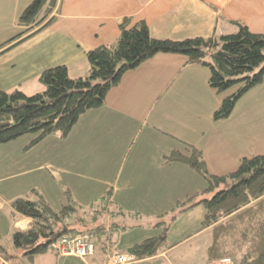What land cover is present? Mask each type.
I'll use <instances>...</instances> for the list:
<instances>
[{
	"label": "crops",
	"instance_id": "0c3cea01",
	"mask_svg": "<svg viewBox=\"0 0 264 264\" xmlns=\"http://www.w3.org/2000/svg\"><path fill=\"white\" fill-rule=\"evenodd\" d=\"M30 1L0 0V21L5 24L0 44L12 30H17L13 35L21 30L16 19ZM53 16L50 25L0 52L1 90L39 91V74L59 65L66 67L70 77L85 75L86 52L115 41L123 17L143 20L150 35L158 39L230 34L236 31L232 21L264 34V0H57ZM209 75L205 66L183 65L179 54H157L125 73L108 92L105 103L83 113L65 138L50 135L25 149L32 136L24 135L0 145V243L10 253L6 264H86L53 250L28 263L20 251L11 248L12 230L26 229L30 220L20 216L10 221V202L35 189L59 209L64 202L63 188L81 205L110 192L121 213L111 219L117 228L109 237L111 247L121 252L127 250L119 246L129 248L148 238L146 228L153 226L156 235L166 237L178 216H201L195 220V231L166 244L155 256L133 263L163 259L165 264H188L186 257L171 254L191 238L204 235L210 240L209 229L198 231L203 208L195 206L179 213L166 228L157 223L163 220L159 216L171 213L177 201L201 192L205 181L182 163H164L163 157L183 151V143L191 144L202 151L211 173L225 174L242 157L255 155L259 147L252 144L248 148L249 141L256 145L259 140L264 150V77L250 90L253 93L247 103L240 98L227 118L214 120L222 95L209 86ZM194 101L197 106H192ZM102 217L106 219V215ZM128 228L143 232L120 233ZM100 241L94 235L95 254L88 258L91 264H106L111 247L103 249Z\"/></svg>",
	"mask_w": 264,
	"mask_h": 264
},
{
	"label": "trees",
	"instance_id": "16d2710c",
	"mask_svg": "<svg viewBox=\"0 0 264 264\" xmlns=\"http://www.w3.org/2000/svg\"><path fill=\"white\" fill-rule=\"evenodd\" d=\"M56 3L31 0L16 19L21 30L0 44V52L50 25L55 20ZM232 23L236 31L230 34L171 40L152 37L143 20L123 17L115 41L86 52L85 75L70 77L66 67L59 65L39 74L42 89L32 94L18 88L0 89V145L24 135L32 136L25 149L50 135L65 138L83 113L105 103L108 92L119 85L125 73L157 54H179L183 65L207 67L209 86L222 95L213 119L227 118L238 99L261 84L264 77V34L252 32L239 21ZM183 145V151H171L163 162L186 165L203 178L205 188L177 201L171 213L159 216L163 220L157 225L166 228L179 213L201 206L204 214L198 231H210L205 262L264 264V154L242 157L234 170L214 174L200 149ZM62 194L64 202L59 209L35 189L10 202V221L20 216L30 220L26 229L14 228L10 236L11 248L20 251L24 261L31 263L36 256L51 251L53 242L63 235L87 232L101 239L103 249L111 247L109 234L117 228L111 219L121 212L113 205L110 192L88 205L75 201L67 188ZM105 215L106 219L102 217ZM165 245V234L154 235L133 244L127 252L142 259L155 256ZM9 255L0 243V264H6Z\"/></svg>",
	"mask_w": 264,
	"mask_h": 264
},
{
	"label": "rangeland",
	"instance_id": "374dc122",
	"mask_svg": "<svg viewBox=\"0 0 264 264\" xmlns=\"http://www.w3.org/2000/svg\"><path fill=\"white\" fill-rule=\"evenodd\" d=\"M1 25H3V26H1ZM4 25H5L4 21H0V39H1V37H3V35H5V33H4L5 32L4 31L5 30ZM16 27H17V25H16ZM12 31H13L12 33L14 34L15 31H17V30L15 29V30H12ZM18 31H19V29H18ZM13 34H11V35H13ZM11 35L6 36V38H4V39H6V40L9 39V37H11ZM249 91H247V92H249ZM251 92L253 93V90L250 91V93H248L247 95H245L246 94L245 93L244 96L242 95L243 97L242 96L240 97V98H242L243 103H247L249 101L248 98H249V96H251L250 95ZM218 95L221 96L220 94H218ZM192 106H197L195 101L193 102ZM252 144H254L253 148H258L259 147L257 149V151L253 152L254 154H260V153L264 154L263 147H261V145H260L261 143L259 142V140H257V144L256 145H255V141H249L248 148L252 147ZM250 156H247V157H250ZM196 210H200V208L199 209H195L194 211H192V212H194L192 214H196ZM167 217L168 216L164 217L165 221H167ZM200 217L201 216H195V215L192 216V217L191 216H189V217H187V216H178V218H176V220L168 227L167 236H166V244L170 246L172 243H174V242L178 241L179 239H181L182 236L184 234H186L187 231H188V233H191V232L195 231V229L197 227L195 220L197 218L199 219ZM193 218H194V221H193ZM154 229L155 228L153 226L151 227V229H147L146 228V230H148L147 232L150 233V234H147V235H150V236L156 235L158 232L154 231ZM138 232H143V231H140L137 228H128V229H126L124 231H121L120 233L124 234V236H129V234L130 235L131 234H137ZM150 236H146V237H150ZM114 237H115V235H114ZM138 237H139V235H138ZM191 239H192L191 241L185 242V243H183V245L182 244L179 245L177 247V249L171 255L175 257L176 256L175 252H177L183 258L186 257V263H188V264H204L203 259H204L205 249H206L205 245H206V243L209 242V238L206 237V239H205L204 235H200V237H196L195 239L191 238ZM128 247H131V246L129 245ZM119 248L120 249H125V251L128 250V248H124L122 246H119ZM172 260H173V258H172ZM140 264H165V261H163V259H150V260L144 261V262H142ZM215 264H236V263L232 262L230 260H229V262H227L225 260H220V261H216Z\"/></svg>",
	"mask_w": 264,
	"mask_h": 264
},
{
	"label": "built area",
	"instance_id": "2783aa9c",
	"mask_svg": "<svg viewBox=\"0 0 264 264\" xmlns=\"http://www.w3.org/2000/svg\"><path fill=\"white\" fill-rule=\"evenodd\" d=\"M106 215L108 216L109 213L107 212ZM52 249L60 256L76 257L86 264H91L88 258L95 254L94 235L87 232L63 235L53 242ZM137 261L136 255L115 248H111L106 255V264H133ZM225 261L229 262V260Z\"/></svg>",
	"mask_w": 264,
	"mask_h": 264
}]
</instances>
